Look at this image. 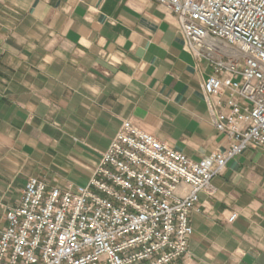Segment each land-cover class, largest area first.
Instances as JSON below:
<instances>
[{"label": "crops", "instance_id": "obj_1", "mask_svg": "<svg viewBox=\"0 0 264 264\" xmlns=\"http://www.w3.org/2000/svg\"><path fill=\"white\" fill-rule=\"evenodd\" d=\"M211 71L154 0H0V217L29 177L86 184L126 119L194 160L224 150ZM211 183L182 264H264V151L248 147Z\"/></svg>", "mask_w": 264, "mask_h": 264}, {"label": "built area", "instance_id": "obj_2", "mask_svg": "<svg viewBox=\"0 0 264 264\" xmlns=\"http://www.w3.org/2000/svg\"><path fill=\"white\" fill-rule=\"evenodd\" d=\"M154 1L211 67L202 87L229 145L194 160L124 120L86 184L29 177L0 217V264H182L199 193L230 158L264 151V0Z\"/></svg>", "mask_w": 264, "mask_h": 264}]
</instances>
